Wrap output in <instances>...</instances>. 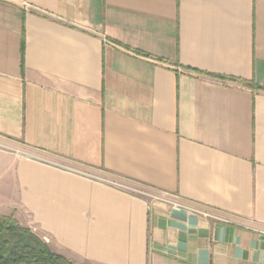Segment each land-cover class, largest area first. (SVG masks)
Wrapping results in <instances>:
<instances>
[{
	"label": "crops",
	"instance_id": "crops-1",
	"mask_svg": "<svg viewBox=\"0 0 264 264\" xmlns=\"http://www.w3.org/2000/svg\"><path fill=\"white\" fill-rule=\"evenodd\" d=\"M2 216L74 264H264V0H0Z\"/></svg>",
	"mask_w": 264,
	"mask_h": 264
},
{
	"label": "trees",
	"instance_id": "trees-1",
	"mask_svg": "<svg viewBox=\"0 0 264 264\" xmlns=\"http://www.w3.org/2000/svg\"><path fill=\"white\" fill-rule=\"evenodd\" d=\"M24 67V38L22 41ZM258 88L253 82L241 81ZM0 264H74L54 253L49 245L13 216L0 217Z\"/></svg>",
	"mask_w": 264,
	"mask_h": 264
},
{
	"label": "built area",
	"instance_id": "built-area-1",
	"mask_svg": "<svg viewBox=\"0 0 264 264\" xmlns=\"http://www.w3.org/2000/svg\"><path fill=\"white\" fill-rule=\"evenodd\" d=\"M191 210L197 212V213H200L202 215H205L207 217H210L212 219H215V220H219V221H227L226 219H224L223 217L219 216V215H216V214H213L211 212H208V211H203V210H200L198 208H190Z\"/></svg>",
	"mask_w": 264,
	"mask_h": 264
}]
</instances>
